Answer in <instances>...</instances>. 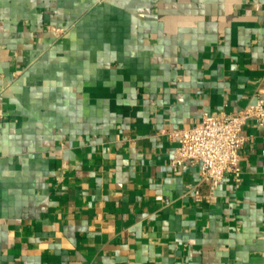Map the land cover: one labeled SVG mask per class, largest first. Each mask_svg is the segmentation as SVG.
I'll use <instances>...</instances> for the list:
<instances>
[{"label": "crops", "instance_id": "crops-1", "mask_svg": "<svg viewBox=\"0 0 264 264\" xmlns=\"http://www.w3.org/2000/svg\"><path fill=\"white\" fill-rule=\"evenodd\" d=\"M259 96L264 0H0V264H264V126L211 193L169 165Z\"/></svg>", "mask_w": 264, "mask_h": 264}, {"label": "built area", "instance_id": "built-area-1", "mask_svg": "<svg viewBox=\"0 0 264 264\" xmlns=\"http://www.w3.org/2000/svg\"><path fill=\"white\" fill-rule=\"evenodd\" d=\"M60 31L61 29H54ZM264 126V98L259 96L239 110L221 109L217 114L203 113L201 120L188 128L169 131L176 141L169 165L174 172L185 171L189 166L199 167L200 181L206 183L211 193L226 173L237 180L240 149L245 138L241 134L247 122ZM196 199H202L197 187Z\"/></svg>", "mask_w": 264, "mask_h": 264}]
</instances>
